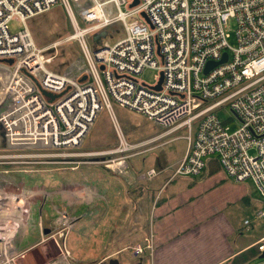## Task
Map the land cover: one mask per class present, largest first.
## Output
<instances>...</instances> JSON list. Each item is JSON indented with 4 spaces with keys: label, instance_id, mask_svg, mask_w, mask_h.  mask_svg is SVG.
Masks as SVG:
<instances>
[{
    "label": "built area",
    "instance_id": "2783aa9c",
    "mask_svg": "<svg viewBox=\"0 0 264 264\" xmlns=\"http://www.w3.org/2000/svg\"><path fill=\"white\" fill-rule=\"evenodd\" d=\"M132 2L0 0V126L7 147L77 149L104 109L116 147L85 157L116 156L102 163L122 174L129 160L182 139L186 151L172 178L201 176L213 159L232 182L250 181L264 203V0H138L130 8ZM56 5L63 8L72 27L69 41L76 42L83 58L77 76L47 68L52 58L45 57L27 27L29 20ZM13 20L23 26L15 33L9 28ZM230 21L235 24L233 35L227 29ZM115 24L122 26L124 37L93 50L89 37ZM224 55L223 63L204 72ZM6 60L12 64L2 62ZM144 69L162 74L159 91L153 89L159 75L152 84L140 80ZM42 91L58 97L50 102ZM113 104L144 116L164 131L129 142L115 119ZM223 110L229 113L225 120L218 116ZM234 122L238 128L231 131ZM162 171L150 169L140 178L152 179ZM23 206L0 207V211L9 208V224L0 223V264H14L1 230L19 227L17 214ZM261 219L264 208L255 212L252 221ZM252 221L245 220L244 225ZM56 225L51 237L64 241L70 221L64 214ZM153 238L150 234L144 239L146 246H136L133 253L152 251ZM256 248L264 253V237Z\"/></svg>",
    "mask_w": 264,
    "mask_h": 264
},
{
    "label": "crops",
    "instance_id": "0c3cea01",
    "mask_svg": "<svg viewBox=\"0 0 264 264\" xmlns=\"http://www.w3.org/2000/svg\"><path fill=\"white\" fill-rule=\"evenodd\" d=\"M103 139L101 133L94 144ZM179 140L141 154L136 158L144 157L143 167L129 164L122 174L49 178L52 188L44 196L39 192L42 185L19 193L0 187V207L24 204L17 214L19 227L1 230L12 248L14 264H251L259 258L262 253L252 256L250 251L264 237V219L252 221L255 212L264 208L261 200L246 196V183L228 182L220 168L207 167L194 178H172V171L166 176L186 151V142ZM1 144L9 149L0 126ZM154 168L163 171L152 179L140 178ZM9 179L0 178V185L2 181L9 185ZM224 185L241 188V210L246 214L249 209L241 224L225 212L232 204L223 206L221 200L217 205L214 199H206L214 188ZM33 197L42 198L33 202ZM8 210L0 211V223L9 224ZM64 214L71 228L64 241L54 240L51 236ZM245 220L252 224L245 226ZM150 234L154 236L152 251L144 249L135 255L132 249L146 246L144 239ZM65 250L68 255H63Z\"/></svg>",
    "mask_w": 264,
    "mask_h": 264
},
{
    "label": "rangeland",
    "instance_id": "374dc122",
    "mask_svg": "<svg viewBox=\"0 0 264 264\" xmlns=\"http://www.w3.org/2000/svg\"><path fill=\"white\" fill-rule=\"evenodd\" d=\"M76 18L78 22L83 25L77 12ZM27 27L28 30L30 29L29 31L35 44L44 50L45 57L52 58V62L47 68L53 72L67 76H77L83 70L84 62L78 45L76 42L69 41V37L72 35V27L62 7L56 5L50 12L32 18L27 23ZM9 28L12 33H15L22 29L23 26L18 21L13 20L10 22ZM227 29L229 33L233 35L235 30L234 22L230 21ZM122 37H124L122 26L120 24H115L92 34L89 37V40L92 42V49L96 50L106 44L112 45ZM158 75L159 73L152 69H144L140 76V80L146 84H152L154 77ZM113 110L115 119L121 126L128 141H138L142 138L148 139L147 137H153L164 131V128L148 121L144 116L134 111H130L127 108H121L113 104ZM218 116L225 120L229 117V113L226 110H223L218 113ZM229 128L231 131H234L238 128V124L234 122ZM90 132L91 133L87 139L82 141L80 148L65 152L42 149L12 151V149L9 150L6 146L1 144L0 178H11L9 179L11 183L7 185L2 181L0 187L7 192L19 193V191L22 190L26 192L36 191L34 189H37L42 185L39 192H41L40 195L43 194L44 196L48 194L50 188H52L51 184L48 185L47 179L49 178L82 179L88 178V174L95 177L97 176V178L100 176L104 178L112 176L113 174L110 172L111 170L107 169L102 162L116 156H97L95 158L84 156V154L90 153L91 151L104 152L116 147V138L111 125V119L104 109L98 113V117ZM101 133H103L104 139L95 143V145L94 142L99 138ZM177 135H179V133ZM9 155H16L18 157H10L11 159H9ZM143 159L144 157L135 158L129 161L128 164L133 167L142 168L144 164ZM154 169L156 171L160 170V168ZM171 171L172 170L167 171L165 175L169 176ZM163 176L164 175L158 178H162ZM228 182L233 183L231 181ZM244 188L247 190L246 196L254 198L255 202L260 200L250 181H247L246 184H244ZM240 190L241 188H230L227 185L219 186L214 188L213 191L206 196V199H214L217 205L221 200L224 201L223 206L226 205V203L232 204V206L227 208L225 212H230L235 222L241 224L244 215L248 214L249 209H245L244 207L246 214L241 210L244 205L239 200L240 196L238 195ZM249 194H251V196ZM42 197H33L32 201L35 202L41 200ZM250 205L254 206L255 203L252 202ZM260 205H264L262 201H260ZM256 229L259 230L258 228ZM253 233L254 232H251V234ZM251 264H264V258H256Z\"/></svg>",
    "mask_w": 264,
    "mask_h": 264
},
{
    "label": "water",
    "instance_id": "95a60500",
    "mask_svg": "<svg viewBox=\"0 0 264 264\" xmlns=\"http://www.w3.org/2000/svg\"><path fill=\"white\" fill-rule=\"evenodd\" d=\"M138 5V0H133V2L130 4V8H133V7H135V6H137ZM141 17H143V19L147 22V23H149V20H148V18H147V16L144 14V13H142L141 14ZM150 24V23H149ZM151 28H152V26H151ZM226 60V55H224L223 56V58H222V60L220 61V62H218V63H209L208 65H207V67H206V69H205V73H207L212 67H214L215 65H217V64H221V63H223L224 61ZM2 62H5V63H7V64H9V65H11L12 64V60H6V61H2ZM101 69H103V67L101 66L100 67ZM85 79V78H84ZM83 79V80H84ZM161 83H162V74L160 73V75H159V82H158V84H157V86H155L153 89L154 90H156V91H159L160 90V85H161ZM42 94H43V96H45L46 98H48V100L51 102V101H53L54 99H56L57 97H58V95H53V94H50V93H47V92H44V91H42ZM264 258V253H262L261 255H260V257H259V259H263Z\"/></svg>",
    "mask_w": 264,
    "mask_h": 264
},
{
    "label": "trees",
    "instance_id": "16d2710c",
    "mask_svg": "<svg viewBox=\"0 0 264 264\" xmlns=\"http://www.w3.org/2000/svg\"><path fill=\"white\" fill-rule=\"evenodd\" d=\"M93 160V159H92ZM208 169L209 170H218L219 169V165L217 164V162H216V160H213V159H210L209 161H208ZM87 177L88 178H97V176L95 177V176H91V175H87ZM250 254L252 255V256H256V255H259L260 253H259V251H258V249L257 248H255V251H250Z\"/></svg>",
    "mask_w": 264,
    "mask_h": 264
},
{
    "label": "bare ground",
    "instance_id": "6f19581e",
    "mask_svg": "<svg viewBox=\"0 0 264 264\" xmlns=\"http://www.w3.org/2000/svg\"><path fill=\"white\" fill-rule=\"evenodd\" d=\"M49 12H50V11H49ZM29 21H30V20H29ZM29 30H30V29H29ZM67 41H68V40H67ZM59 74H60V73H59ZM113 111H114V110H113ZM94 124H95V123H94ZM93 126H94V125H93ZM85 137H86V136H85ZM79 148H80V147H79ZM12 151H14V150H12ZM4 155H5V154H4ZM41 155H42V154H41ZM11 156H12V155H11ZM13 156H16V155H13ZM2 157H3V156H2ZM4 157H5V156H4ZM21 157H22V156H21ZM83 157H84V156H83ZM15 158H16V157H15ZM15 158H14V159H15ZM27 158H28V157H27ZM9 159H11V158H10V155H9ZM17 159H18V158H17ZM69 161H70V160H69ZM1 163H2V162H1ZM6 163H7V162H6ZM13 163H14V162H13ZM66 163H67V162H66ZM75 165H76V164H75Z\"/></svg>",
    "mask_w": 264,
    "mask_h": 264
}]
</instances>
